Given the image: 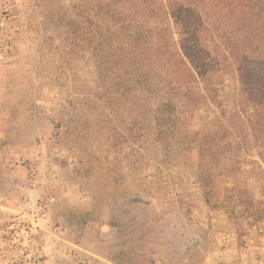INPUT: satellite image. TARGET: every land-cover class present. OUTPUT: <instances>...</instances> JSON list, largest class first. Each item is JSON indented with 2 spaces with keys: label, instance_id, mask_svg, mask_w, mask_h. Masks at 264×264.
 Here are the masks:
<instances>
[{
  "label": "rangeland",
  "instance_id": "1",
  "mask_svg": "<svg viewBox=\"0 0 264 264\" xmlns=\"http://www.w3.org/2000/svg\"><path fill=\"white\" fill-rule=\"evenodd\" d=\"M94 4L0 0V264H264V149L248 137L242 169L213 168L219 200L244 189L252 204L208 205L195 150L157 135L161 88L130 74L119 24L99 36ZM263 20L239 26L255 61ZM214 41V101L177 110L190 136L240 124L238 75Z\"/></svg>",
  "mask_w": 264,
  "mask_h": 264
},
{
  "label": "trees",
  "instance_id": "2",
  "mask_svg": "<svg viewBox=\"0 0 264 264\" xmlns=\"http://www.w3.org/2000/svg\"><path fill=\"white\" fill-rule=\"evenodd\" d=\"M255 4L260 7L256 13L252 9ZM94 8L101 38L110 40L111 26L120 25L118 36L125 39L130 52V74L138 73L147 85L161 88L154 118L157 135L195 150L197 181L204 201L216 206L234 198L233 204L245 200L252 204L256 196L244 189L219 200L212 191L213 168L229 163L230 173L242 169L239 154L248 137L264 149V58L255 61L239 40L241 22L251 27L258 21L264 13V0H95ZM84 19L87 22L88 17ZM174 34L178 42H173ZM214 38L238 75V111L228 116L239 119L240 124L231 126V120L226 119V123H212L214 127L208 126L206 132L190 136L189 130L180 129L177 110L179 106L196 108L214 101L209 96L216 91L214 74L202 56L209 40L216 44ZM102 62L100 67L107 63ZM248 109L253 110V116L245 122L241 115ZM255 163L264 174L261 164Z\"/></svg>",
  "mask_w": 264,
  "mask_h": 264
}]
</instances>
